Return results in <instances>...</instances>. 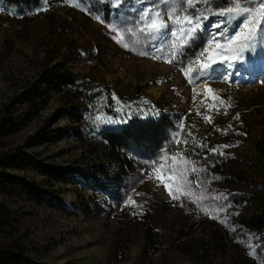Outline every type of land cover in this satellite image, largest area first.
Instances as JSON below:
<instances>
[{
    "label": "rangeland",
    "instance_id": "1",
    "mask_svg": "<svg viewBox=\"0 0 264 264\" xmlns=\"http://www.w3.org/2000/svg\"><path fill=\"white\" fill-rule=\"evenodd\" d=\"M97 2L41 0L23 12L0 4V117L9 110L19 125L0 153L16 156L9 173L47 184L52 204L59 198L43 207L0 195L9 214L0 219L3 242L20 248L22 264H264V229L245 233L239 225L240 214L264 199V42L243 59L219 63L230 53L218 52L215 41L190 37L178 44L170 32L152 39L139 30L136 9L159 0H123L127 15L109 24L97 19ZM233 2L244 0H217L215 7ZM251 3L256 8L264 0ZM73 52L91 56L76 61ZM209 56L217 63L200 78ZM60 61L84 88L102 94L113 126L159 115L174 121L165 144L171 153L144 159L128 152L134 170L119 179V198L110 187L107 197L85 184L54 185L40 173L45 166L88 171L108 162L101 148L90 151L73 138L59 97L46 95L38 108L21 102L42 66ZM187 130L220 151L228 163L223 175L184 155ZM237 175L245 185L228 183Z\"/></svg>",
    "mask_w": 264,
    "mask_h": 264
},
{
    "label": "trees",
    "instance_id": "2",
    "mask_svg": "<svg viewBox=\"0 0 264 264\" xmlns=\"http://www.w3.org/2000/svg\"><path fill=\"white\" fill-rule=\"evenodd\" d=\"M0 4L13 6L19 12H23L26 8L38 9L41 0H0ZM219 7L227 6H217ZM97 12L100 19L109 24L122 19L124 14L127 15V8L124 5L114 8L110 0H98ZM90 56V52H85L83 56L73 52L76 61ZM84 86L86 84L76 79L67 69L66 62L60 61L42 66L34 84L25 89L20 98L22 104L28 108H38L46 103V95L59 97L63 105L62 113L73 126L71 130L73 138L90 151L97 147L101 148L107 155L108 162L99 161L92 164L91 167H86L90 169L88 171L79 167L45 166L40 173L46 182L50 181L54 185L85 184V190L91 192L99 190L107 193V197L115 194L119 198V190L116 189L119 179L134 170L132 156L128 152L135 151L144 159L157 156L161 152L171 153L173 146L165 144L169 143L174 121L172 118L159 115L157 118L136 120L119 127L113 126L104 114L107 107L102 94ZM18 127L16 117L7 110V113L0 117V146L10 134L18 131ZM184 135V155L194 161L204 159L211 174L223 175L224 170L228 169V163L223 160L220 151L211 144H200L198 140L200 137L188 130ZM15 160V154L0 153V195L43 207L57 205L59 198L51 203L52 198L45 189L47 184L43 187L44 183H41V186L9 173L16 166ZM245 181V178L239 175L235 180L228 179V183L234 186H243ZM109 187L113 194H108ZM257 207L255 210L246 209L239 216V225L245 233L264 229V199L258 200ZM6 215L9 214L0 208V219H9ZM5 231L3 223L0 222V264H22L23 255L20 248L3 242V238L6 237ZM144 236L149 247L154 248L156 242L150 228L145 229ZM236 264L246 263L237 261Z\"/></svg>",
    "mask_w": 264,
    "mask_h": 264
},
{
    "label": "snow or ice",
    "instance_id": "3",
    "mask_svg": "<svg viewBox=\"0 0 264 264\" xmlns=\"http://www.w3.org/2000/svg\"><path fill=\"white\" fill-rule=\"evenodd\" d=\"M110 2L114 8H119L123 0H110ZM137 2L142 4L143 0ZM201 2L205 5L203 9L199 7ZM220 2L228 3V0H220ZM216 3L217 0H159L158 3L154 2L153 6L136 9V25L142 33L152 39L170 32L178 44L189 43L190 37L206 40L209 45L215 41L218 52L230 53L221 56L219 63L243 59L244 51H254L258 43L264 42V3H259L256 8L253 7L251 0L233 2L230 6L219 8L215 7ZM257 12H260L259 18ZM211 16H215L216 19L211 21ZM237 21L239 23H236ZM177 51H179L178 45ZM205 51L208 49L205 48ZM208 59L209 63L202 66L205 71L199 72L200 78H204L206 70L211 68L213 63H217L215 56H209ZM179 63L183 68V62ZM185 75L188 76V73L185 72ZM192 76H197V73H192ZM189 83H193V80L189 79ZM208 91L210 92L211 89ZM212 151L215 152V149ZM192 171L195 172L196 169L193 168ZM179 198L173 195V199Z\"/></svg>",
    "mask_w": 264,
    "mask_h": 264
}]
</instances>
